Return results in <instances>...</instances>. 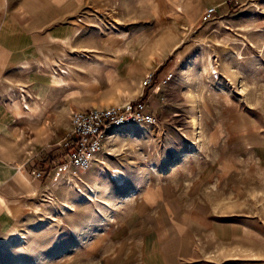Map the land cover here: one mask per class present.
I'll list each match as a JSON object with an SVG mask.
<instances>
[{
  "label": "rangeland",
  "instance_id": "obj_1",
  "mask_svg": "<svg viewBox=\"0 0 264 264\" xmlns=\"http://www.w3.org/2000/svg\"><path fill=\"white\" fill-rule=\"evenodd\" d=\"M73 1L16 93L44 132L4 166L0 264H264V0ZM137 100L153 125L68 164L72 111Z\"/></svg>",
  "mask_w": 264,
  "mask_h": 264
},
{
  "label": "crops",
  "instance_id": "obj_2",
  "mask_svg": "<svg viewBox=\"0 0 264 264\" xmlns=\"http://www.w3.org/2000/svg\"><path fill=\"white\" fill-rule=\"evenodd\" d=\"M73 4V0H0V127L3 128L0 130V164L3 165L0 167V182L8 176L5 165L11 168L20 164L24 168L22 162L28 147L25 144L27 132L28 137L33 139L34 148L41 144L43 111L34 112L29 120L25 114L17 115L13 105L19 103L16 93L21 87L24 88L21 93L23 98L26 91H35L26 77L40 73L44 68L37 64L40 52L53 55L48 44L56 39L50 31L60 23L72 22ZM1 80L10 83L5 84ZM25 101L30 107L41 109L39 99L28 94ZM18 121L25 126L23 129L10 127L11 123ZM5 122L7 125L1 124ZM36 183L38 187V182L34 180ZM7 186H0V193L5 198L8 192H19L17 186Z\"/></svg>",
  "mask_w": 264,
  "mask_h": 264
},
{
  "label": "built area",
  "instance_id": "obj_3",
  "mask_svg": "<svg viewBox=\"0 0 264 264\" xmlns=\"http://www.w3.org/2000/svg\"><path fill=\"white\" fill-rule=\"evenodd\" d=\"M170 78L169 75L167 81ZM151 80L152 76L145 85ZM69 122L70 129L64 145L65 158L70 166L85 172L92 167L97 156L104 152L108 135L135 122L151 126L155 123V117L147 111L144 102L137 100L122 107L72 111L69 114ZM36 177H40V173H37Z\"/></svg>",
  "mask_w": 264,
  "mask_h": 264
},
{
  "label": "bare ground",
  "instance_id": "obj_4",
  "mask_svg": "<svg viewBox=\"0 0 264 264\" xmlns=\"http://www.w3.org/2000/svg\"><path fill=\"white\" fill-rule=\"evenodd\" d=\"M66 43V42H65ZM62 44H64V42H62ZM82 58H84V59H87L88 57L87 56H85V55H83L82 56ZM38 66H40V67H42L43 66V64H42V61H39L38 63ZM213 70V69H212ZM215 74H217L216 72H214ZM64 75H68V73L67 72H64ZM21 109H22V111L24 112V114L26 115V116H28V117H32V113H31V110L29 109V107H28V105L26 104V102H24L23 104H22V107H21ZM2 129V128H1ZM134 130H136V129H134ZM134 130L131 128L130 129V127H128V134H130V135H133L134 134ZM125 132V131H124ZM136 132V131H135ZM139 132V131H138ZM22 173V172H21ZM119 183H120V186H123V180L122 179H119ZM1 204V203H0Z\"/></svg>",
  "mask_w": 264,
  "mask_h": 264
}]
</instances>
